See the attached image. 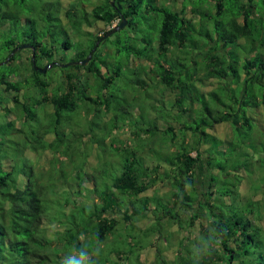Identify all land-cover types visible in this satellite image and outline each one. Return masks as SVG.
Here are the masks:
<instances>
[{
    "label": "trees",
    "instance_id": "16d2710c",
    "mask_svg": "<svg viewBox=\"0 0 264 264\" xmlns=\"http://www.w3.org/2000/svg\"><path fill=\"white\" fill-rule=\"evenodd\" d=\"M226 1L208 0L203 8L190 7L192 14L186 15L185 6L172 8L165 0H102L89 10L85 6L89 0H71L63 11L60 0H0V264H60L73 248L88 245L92 250L97 241L117 230L122 220L129 225L121 237L127 258L142 245L140 238L133 239V231H140L138 226L132 230L136 219L151 216L161 231V219L177 222V207L194 202L188 217L190 225H199L203 236L215 226L220 241L201 264H264L263 249L255 242L250 217L241 213L226 215L216 201L221 198L217 194L221 189V181L216 180L218 172L253 167V173L259 168L264 176V135L260 138L255 129L259 125L264 131V0H258L259 5L257 0ZM233 8H237L236 13L230 11ZM121 14L125 23L112 33L119 43L113 51L115 60L108 61V48V53L105 50L100 54L94 44L96 39L99 43L108 40L109 35L103 34L110 28L102 29L100 34L82 30V26L95 27L97 21L109 23L115 17L118 24ZM70 29L81 37L75 40L77 49L71 60H82L93 49L86 64L61 63L53 53L57 47H71ZM59 35L62 38L58 43ZM120 35L125 40H120ZM22 43L34 47L37 64L43 60L47 64L53 61L50 68L59 65L61 79L52 80L44 76L45 71L35 69L31 54L20 56V49L31 52L30 46L10 54ZM130 56L140 58L142 63L133 64ZM23 59L27 60L24 65ZM130 65L134 76L128 82L146 96L136 99L134 95L132 102L122 97L124 91L116 95L110 89L121 68ZM204 79H215L216 85L208 81L213 84L210 86ZM154 87L161 95L163 89L165 93L173 92V96L166 101L165 96L148 97L149 89ZM10 90L15 92L8 94ZM164 101L173 106V112L162 110ZM84 103L95 109L96 119H91L87 134L90 138L104 141L108 137L102 133L105 127L110 130L124 125L132 135L128 139L110 136L105 150L111 158L99 163V169L75 170L73 163L72 171H68L72 144L62 145L61 124L66 120L64 113ZM35 107L46 110V125L37 117ZM97 110L105 111L102 119H97L101 115ZM12 114L27 127L29 121L34 125L23 130L16 126ZM224 121L231 125L230 135L220 137L208 131ZM15 130H23L18 141L24 149L51 150L48 153L54 168L46 179L35 172L30 160L20 162V158L10 156L9 151L18 153L13 147L15 140H11ZM203 156L210 176L204 196L196 201L195 167ZM24 162L29 163L28 174L20 171L27 165ZM85 180L91 182V187L85 185ZM159 181L169 182L171 188L164 194L156 190L145 193ZM59 184L70 193L63 204L72 203L76 209L55 207ZM225 192L223 189L222 194ZM85 194L97 201L89 216L84 202L77 205V196ZM261 201L264 203L258 197ZM53 208V218L65 223L69 234L61 246L49 238L46 218ZM87 232H91L89 238L86 235L82 239ZM118 247L114 250L122 252L121 244ZM191 248L180 246L171 261L157 248V263L192 264ZM59 250H63L61 256L57 255ZM108 255L103 259L99 256L97 264H126Z\"/></svg>",
    "mask_w": 264,
    "mask_h": 264
},
{
    "label": "rangeland",
    "instance_id": "374dc122",
    "mask_svg": "<svg viewBox=\"0 0 264 264\" xmlns=\"http://www.w3.org/2000/svg\"><path fill=\"white\" fill-rule=\"evenodd\" d=\"M60 1L62 2L61 5H63L60 7V11L65 10L66 8L65 6L68 7L69 4H71L69 3L71 0H60ZM90 1H92V3ZM100 1L102 0H89V2L85 4V6L87 10H89L94 3H97ZM162 1L163 0H160V2ZM165 1L172 8L175 7V8L180 9L182 6H185L184 13L186 15L192 14L191 11H189L190 7H194L196 5V7L203 8L205 6V3H209L208 0L206 1L205 0H165ZM225 3H231V1L227 0ZM232 3H236V2H232ZM256 3L257 4L259 3L258 0L256 1ZM27 4L33 5L36 3H27ZM236 10L237 8L230 9V11H233V12H235ZM257 10H260V7H257ZM61 17L65 21V16L63 13L61 14ZM117 22H118L117 17H115L109 23L97 21L95 27L82 26V30H90L94 33L101 34L102 29H108V28L114 27L117 25ZM210 26H211L210 24L204 25L201 31L205 27L209 28ZM68 32H69V36L72 37L71 47L70 48L57 47V50H55L53 53L57 56V58L61 60V63L67 61L69 63L75 62V63L86 64V63H82V60L84 58L82 60H74V59L71 60L75 56V52L77 49V46H75V42L77 40L80 41L81 37L79 36V34H74L75 31L73 29L68 30ZM120 36H121L120 40H125L124 35L123 36L120 35ZM115 37H116V34L109 35L108 40H106L105 42L102 41L100 43L98 39H96L95 44H94L95 47L98 45V47L96 48L97 49L96 52L99 53L100 51L101 52L100 54H103V52L106 50L105 47L108 48L109 53L106 50V53H108L107 55L108 61L109 59H112V61L115 60L114 58L115 54L113 53V51L117 48V45L119 44L117 43L118 40H115ZM61 38L62 36L59 35L57 38L58 43L61 40ZM123 42L124 41H121L120 45ZM249 46H250V42L247 43V48H249ZM19 54L21 57L25 58V55H30L31 52H29L27 48H22L20 49ZM129 59L130 60L132 59L133 64L142 63L140 61V58L138 57L133 58V56H130ZM133 59L135 62H133ZM42 61L38 62L39 65L36 63L37 66L42 67L47 64L46 62L44 63L43 61V65L41 66ZM23 62H24L23 63L24 65L25 62H27V60ZM107 65L109 66L108 69L111 70L112 69V67H110L111 65L110 64H107ZM146 65L148 66L149 64H146ZM5 66L6 65H4V68ZM48 66L45 70L44 76L51 78L52 80L61 79L62 75L60 71L62 68L59 65H54L51 68ZM27 70L28 72L30 71L29 65L27 67ZM81 72H83V69H81ZM149 75L151 76L152 80L155 81L153 74L151 72L149 73ZM132 76H134L133 66L130 65L128 67H124V68L122 67L120 74L117 77V82L114 83L112 87H110L111 90L115 91L116 95L117 94L120 95L124 91V94H122L123 95L122 97L127 99L128 102L133 101L134 95L136 99L137 98L144 99L146 97V96L141 95V93L139 94L140 91L138 89L136 90L134 89L135 86L133 85V82H128V78ZM88 80L92 81V77H90ZM205 80L206 79H204L203 81ZM156 81H157V78H156ZM208 81L212 82L213 79L206 80V82ZM215 82L216 80L214 79L212 83L216 85ZM212 85L210 84V86ZM161 91L163 92L162 93L163 95L159 94L160 90L157 87H154L153 89H149L148 97L151 98V95L159 96V97L165 96L164 100L166 101L169 99V97L171 98V96H173V92L171 91H166V93L164 92L163 89H161ZM14 92H15L14 90L7 91L8 94H11ZM165 101L164 103H166ZM12 103L13 102H11L10 104ZM82 105H79L73 111H68L66 112V114L64 113L66 120L64 123L61 124V128L64 129V135L62 137V142H61L62 145L67 146L68 143L72 144V146H70L69 148L70 152L68 153L69 155L67 157L68 165L66 166V169L68 171H72V167H73L72 165L74 164H75L74 165L75 170L81 169L84 171L85 169L86 171V168L89 171L93 170L94 167L98 166L99 163H102L104 159L111 158L109 155H107V151L105 150L108 147L107 143L109 141L110 136H114L118 139L120 138L128 139V137L132 135L128 126L124 125V126H117V127L111 128L110 130L106 129V127L105 129L102 128L104 130L102 131V133H104V135L106 133V135L108 136L107 138L104 139V141L103 140L97 141L93 137L90 138V136H88L89 135L88 131L90 129L91 119L93 118L96 119V116L94 115L95 109L89 108L86 105V103ZM134 107L136 108V105ZM34 110L36 111L37 117H39L42 121H44L46 125L47 124L46 121L48 122L49 120L48 116H44V113L46 110L40 107H35ZM162 110L165 113H168V112L171 113L173 112L174 108L170 103L168 104L166 103L165 106L162 107ZM0 111H3V110H0ZM97 111H100V110H97ZM104 112L105 111L103 110H101L100 112H96L98 114H101L100 116L97 115L98 120L100 118L101 119L103 118ZM155 113H157V110ZM12 115H13L12 118L14 119L16 126L22 127L23 130L24 128L27 129L29 125H32V126L34 125V121H29V125L27 127L25 123L23 124L21 122L20 117H15L18 115H14V114ZM160 117L162 118V116ZM262 124H263V118H262ZM255 129L258 133V136L262 138V136L264 135V131L262 130V128L259 125H256ZM22 131L15 130V132H13L14 134H12V138H11L12 142L15 140L13 143V147H15L18 150V153L16 154V151H9L10 156L13 155V157L16 160L20 158V162L24 159H26L27 161L30 160L32 166L34 167L33 169L35 170V172L39 175H41L42 173L44 176L42 177L46 179L47 178L46 174H49L48 172L51 171L52 168H54L51 165V156L48 153L51 150L47 148V149H41L40 151H36L29 147L24 149V146L21 143L22 141L21 142L18 141L23 136ZM208 131L216 134L217 136L226 137L227 135H230L231 133V125L228 121H224V122L218 123L214 129H209ZM50 135L51 134H49V136ZM10 142L11 141H9V143ZM207 145L208 144H206V146ZM206 146L204 145V147ZM9 149L11 150L12 146H9ZM191 154L194 155L195 151L194 150L191 151ZM256 156H257V153L255 152L254 155L252 156V159H254V161L256 159ZM202 160H199L195 167L194 184H195L196 191L198 192V194L196 195V201L198 199H202V197L204 196L203 192L207 189L208 180L210 176L208 166L205 164V161H204L205 160L204 156ZM82 162L85 163L83 166H82ZM115 162L119 164V161H115ZM24 163H27V165L24 166L22 164L23 166L20 168V171L25 174H28L30 171V168L28 166L29 163L28 162H24ZM254 163L257 164V162H254ZM118 164H116V166ZM95 169H99V168L96 167ZM108 169H109V165H106V170L108 171ZM253 172H254L253 167L252 169H248L246 167L244 168V170L240 168V171H232V172H227V173H223V171L218 172L217 173L218 178L216 180L221 181L220 183L221 189H218V191L220 192H218L217 194L221 198L217 199L216 201H218L217 204L220 205L222 210L227 213L226 215H233V214L241 213L242 215L250 217V219L252 220L251 226L253 230L255 231L254 233L256 237L255 242L258 241L260 243L258 245V248L260 250L263 249V254H264V203H262V201L261 203L258 202V197L260 199H264V176H261L262 169L258 168L256 169L255 173ZM252 174L254 176H252ZM85 181H86L85 185L88 187H91V182L88 180H85ZM251 182H253V184H251ZM59 186L60 187L57 189V192L55 193V195L53 194L54 196L58 194L57 197L59 199L55 201V205H56L55 207L59 209V207L65 206L64 208H66L67 210H70L72 208L76 209L75 205H73L72 203L63 204L64 203L63 198L65 196H68L70 193H68V191L67 192L63 191L61 184H59ZM170 188L171 186L169 182L165 183V182L159 181L156 184H153L150 188H148L145 193L150 194L151 192L156 190L159 194H164ZM223 189L227 191L224 194H222ZM77 197L79 198V202H80L77 205L82 204V202H84V204H86L84 205L85 210H86L85 211L86 215L88 216L91 215L90 210L92 211L95 208L94 203L97 201H95V199H91V197L89 196H86V194L82 196H77ZM186 201H189V199H187ZM194 203L196 205V202ZM193 205L191 204L181 205L180 204L177 207L179 211V215H180V219L177 220V222L176 221L172 222V220L174 219H171V220H168L166 218L161 219V221L159 222L162 228L161 231L157 230L158 224H156L155 218L151 216H145V217L136 219L134 221V225L136 226H133L134 228L132 230H134L138 226L140 228V231L138 230L137 232L133 231L135 235V238L133 239L140 238L141 239L140 242L142 243V245L141 247L136 249V251L130 253L127 258H126V252H124V248L125 250L127 248L125 244L122 243L125 241L121 238L124 233L126 234L125 229L128 225V221H124V220L119 222L117 230H115L112 233L107 234L103 240L97 241L96 247H93L92 250H95V248L100 247L101 250H100L99 256L102 259L104 258V255L108 253L109 254L108 257L111 260H118L120 258L119 261H125L126 264H158L156 257L158 255L157 248H159V252L161 251L164 257L167 260L171 261L174 255L176 254L177 249L180 246L186 244V247L191 248L193 245H195L199 241L201 237H203L202 230H200L199 225L191 226L189 219H188L190 211L194 209ZM258 205L260 206L259 208H258ZM54 209L55 208H53L51 211H48V214H47V218H51L52 221L46 218V222L49 225L48 226L49 227V238L50 239L54 238L53 243L61 246L65 240L64 238L69 236V234L68 232L67 233L65 232V223H59L57 222L56 218H53L55 217L54 214L56 213V209L55 210ZM258 209L260 211H258ZM61 219H64V217L62 216ZM90 233L91 232H87L84 235H81V234L80 235L82 239H85L87 235V239H88ZM120 244H121L120 248L123 250L122 252H116V250H114V247L115 246L118 247ZM59 251L60 252H58L57 255L61 256V254H63V250H59ZM98 257H96L95 259H97Z\"/></svg>",
    "mask_w": 264,
    "mask_h": 264
},
{
    "label": "clouds",
    "instance_id": "9594fccd",
    "mask_svg": "<svg viewBox=\"0 0 264 264\" xmlns=\"http://www.w3.org/2000/svg\"><path fill=\"white\" fill-rule=\"evenodd\" d=\"M219 243L217 229L212 226L208 229V234L192 246V264H201L202 259L210 255ZM100 250V247L91 250L88 245L73 248L61 258L60 264H97L95 258L99 256Z\"/></svg>",
    "mask_w": 264,
    "mask_h": 264
},
{
    "label": "water",
    "instance_id": "95a60500",
    "mask_svg": "<svg viewBox=\"0 0 264 264\" xmlns=\"http://www.w3.org/2000/svg\"><path fill=\"white\" fill-rule=\"evenodd\" d=\"M111 1V3H113V1L114 0H110ZM119 6H120V4H118ZM124 23H125V17L123 16V14H121V20H120V22L116 25V26H114V27H111L108 31H106L104 34H103V37H106V36H108V35H110L111 33H113L117 28H120V27H122L123 25H124ZM99 41V40H98ZM97 41V42H98ZM27 46H30L31 47V57H32V64H33V67L35 68V69H39V71H45L46 70V68H47V66L49 65H51V63H49V64H46V65H44V66H42V67H39V66H37V64H36V62H35V59H34V56H35V50H34V47L32 46V45H30V43H22V44H20L19 46H16V47H14L12 50H11V52H10V54L11 53H13L14 51H16L18 48H22V47H27ZM93 50V49H92ZM92 50L88 53V55L82 60V63H86L87 61H88V59L90 58V56H91V53H92ZM77 62V61H76ZM1 63V62H0Z\"/></svg>",
    "mask_w": 264,
    "mask_h": 264
}]
</instances>
